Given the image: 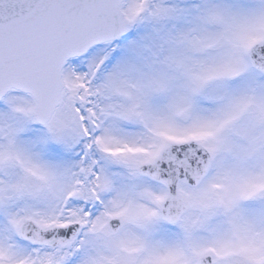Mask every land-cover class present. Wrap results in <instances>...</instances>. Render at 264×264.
<instances>
[{
  "label": "snow or ice",
  "instance_id": "1",
  "mask_svg": "<svg viewBox=\"0 0 264 264\" xmlns=\"http://www.w3.org/2000/svg\"><path fill=\"white\" fill-rule=\"evenodd\" d=\"M0 264H264V0H0Z\"/></svg>",
  "mask_w": 264,
  "mask_h": 264
}]
</instances>
